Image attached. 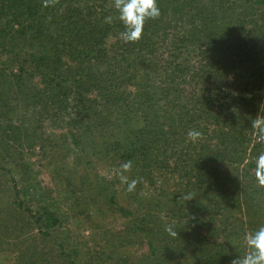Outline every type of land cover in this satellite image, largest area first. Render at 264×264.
I'll use <instances>...</instances> for the list:
<instances>
[{
	"label": "trees",
	"instance_id": "16d2710c",
	"mask_svg": "<svg viewBox=\"0 0 264 264\" xmlns=\"http://www.w3.org/2000/svg\"><path fill=\"white\" fill-rule=\"evenodd\" d=\"M157 4L125 42L114 0H0V254L13 264L92 261L61 231L102 215L98 185L128 221L112 264H232L264 226L251 126L264 119V0ZM33 157L52 158L54 190Z\"/></svg>",
	"mask_w": 264,
	"mask_h": 264
},
{
	"label": "rangeland",
	"instance_id": "374dc122",
	"mask_svg": "<svg viewBox=\"0 0 264 264\" xmlns=\"http://www.w3.org/2000/svg\"><path fill=\"white\" fill-rule=\"evenodd\" d=\"M14 150V149H13ZM11 153V151H10ZM60 154H57L55 156V159L58 158L61 164H64L66 170H72V172L75 170V164H74V153L72 152L71 159H66V161H63L60 158ZM33 159L36 161V170L38 171V175L35 176L36 182L41 185L42 188L47 189H55L56 186L52 181V174L51 171H53V160L52 158L48 159H41L39 160V157H33ZM87 159H85L84 163ZM92 166V165H91ZM60 167V166H59ZM81 166L79 167V170L76 172L74 171V174H79L80 170L84 169L85 166H83L81 169ZM88 168V167H86ZM112 178V177H109ZM91 182V179H90ZM94 182V179L92 178V183ZM7 187V185H6ZM105 185H98V191H99V197L97 205V211L101 212V216H93L94 220L92 223V227L88 226L89 223H86V221L82 218L80 219L68 217L65 220V226L64 230L61 232L67 233L66 235V242L68 244H71L74 246L79 252H81L82 256H86L88 253L92 254L93 259L92 261H85L83 264H112L107 262V248L108 241L112 238H114L116 235H121L125 232L126 226L128 224V221H126L123 217H121L118 214H115L110 211L109 208V198L107 194V190L104 188ZM104 188V189H103ZM6 188L3 186H0V195L5 196ZM9 195V194H8ZM8 199V198H6ZM70 204V203H68ZM60 208L63 209V213L71 214L69 213L68 206L66 203H63V205H60ZM1 219L4 217L2 213H0ZM37 232H34V237L36 236ZM62 234V235H63ZM99 252L98 256H102L100 260H96L94 257V253ZM13 258H15L14 255L6 254L1 255L0 254V264H13ZM115 264V263H113Z\"/></svg>",
	"mask_w": 264,
	"mask_h": 264
},
{
	"label": "clouds",
	"instance_id": "9594fccd",
	"mask_svg": "<svg viewBox=\"0 0 264 264\" xmlns=\"http://www.w3.org/2000/svg\"><path fill=\"white\" fill-rule=\"evenodd\" d=\"M114 7L118 13L117 18L124 25L125 30L120 35L125 42L139 40L145 21L156 19L160 15L157 0H114ZM112 19V16L105 17L108 23H111ZM251 126L264 134V119H253ZM187 135L195 141L201 136V133L197 130H190ZM131 166V161L122 164V173L127 172ZM122 173L119 176L120 182L127 185V191H133L138 181L136 179L129 181L127 176ZM255 175L258 183L264 185V152H260L255 158ZM165 231L171 236H176L172 225L166 226ZM244 240L248 250L243 256H238L233 260L232 264H264V226H260L251 233H246Z\"/></svg>",
	"mask_w": 264,
	"mask_h": 264
}]
</instances>
